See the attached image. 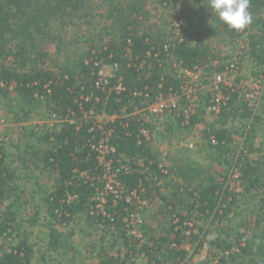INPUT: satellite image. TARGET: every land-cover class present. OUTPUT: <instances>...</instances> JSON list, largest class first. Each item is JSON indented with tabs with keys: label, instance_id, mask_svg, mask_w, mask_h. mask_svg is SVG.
Here are the masks:
<instances>
[{
	"label": "trees",
	"instance_id": "obj_1",
	"mask_svg": "<svg viewBox=\"0 0 264 264\" xmlns=\"http://www.w3.org/2000/svg\"><path fill=\"white\" fill-rule=\"evenodd\" d=\"M178 1L158 0L156 4L167 9ZM184 2L166 33L155 25H147L151 15L148 0H110L106 3L108 10L101 13L98 10L103 6H95V0H0V102L14 92L34 107L46 105L60 121L58 128L39 139L45 147L32 146L35 149L31 158H21L25 169H30L28 164L35 158L33 164L40 167L41 163V168L54 176L53 186L42 195V207L50 220L48 250L60 253L65 247L63 231L82 217L92 231L119 233L124 238V255L108 257L102 253L100 257H106L98 264H137L136 258L141 255L145 264L171 261L181 264L178 258L190 254L184 243L196 244L193 254L201 253L208 244L214 258H218L213 264H264V207L238 226H229L241 214L240 197L264 188V157L252 160L250 149L242 150L232 162L227 160L233 152V138L224 126L252 117L243 97L233 94L222 114L205 131L211 154L219 162L223 157L224 163L231 166L221 179L206 174L202 166L194 167L193 163L185 165L186 171L177 165L162 166L152 147L153 138L148 140L141 134L143 127L152 134L156 127L131 115L137 107L144 106L147 94L169 98L180 92L182 81L175 73L180 65L192 70L210 69L215 60L218 61L215 66L222 71L225 59L212 55L205 44L209 38L228 36L233 40L247 34L248 47L242 52L264 67V0H249L252 22L242 31L229 30L212 15L207 9L208 0ZM98 19L111 39L105 42L101 39L104 42L101 45L92 43L83 47L66 60L67 64L58 66V71L46 65L49 53L45 42L56 40L59 53L66 40L59 34L53 35L54 29L75 27L77 22L95 28ZM176 22H182L184 31L199 30L196 45H191L187 36L183 41L176 39ZM96 63L119 65L117 76L109 79L108 92L95 85ZM168 63L173 65V71L165 74L163 70ZM119 78L125 86L120 95L114 90ZM187 103L185 99L182 101L183 106ZM91 111L116 118L106 121L102 130L91 118ZM31 114L32 110L24 113L27 119ZM201 114L195 113L188 120L181 114L174 118L177 124L169 129L175 130L177 126L190 129L203 122ZM109 132V145L116 150L109 159L119 171L118 182L125 189L137 190L145 200L164 202L171 217L164 236L143 241L129 234L126 219L135 206L125 200L116 203L109 195L106 214L97 209L105 186V168L100 164L96 146ZM7 158L0 137V264H35V250L25 232V221L13 209L22 196L17 182L22 178ZM37 221L36 217L31 224L36 225ZM172 245L181 248L173 249Z\"/></svg>",
	"mask_w": 264,
	"mask_h": 264
},
{
	"label": "rangeland",
	"instance_id": "obj_2",
	"mask_svg": "<svg viewBox=\"0 0 264 264\" xmlns=\"http://www.w3.org/2000/svg\"><path fill=\"white\" fill-rule=\"evenodd\" d=\"M109 1L95 0L94 5L103 6L98 11L100 13L105 12L108 10L106 3L108 4ZM157 1L148 0V9L151 15L147 21V25H155L163 29L166 33H169L171 30L170 23L178 17L182 9V3L185 0H179L177 4H173L167 9L159 8L156 4ZM99 20H96L97 24H95V28L77 22L78 24L75 27L54 29L52 31L53 35L59 34L65 37L66 40L62 47L63 50L59 53L55 42L56 40L53 42L47 40L45 42L49 53L46 65L58 71V66L62 67L67 64L66 60L73 57L76 53L81 52L83 47L88 48L92 43L101 45L111 39L109 36L110 33L103 31V26L99 24ZM197 33H199V30L191 28L189 31L178 32V35L182 36L183 39L184 36H187L190 44L196 45ZM247 42L248 36L247 34H243L233 40L228 36L209 38L205 44L209 45V50L212 52V55L215 54L224 58V61H227L234 59L242 50L247 48ZM212 63L210 69L208 67L203 69L204 74L209 77L220 72L217 69L218 67L215 66V60ZM252 63L255 62L249 55H246L244 73H249L254 70L255 66ZM7 64L10 65L12 63ZM172 71L173 65L168 63L163 73L168 74L172 73ZM114 73L112 68H107L108 75H113ZM241 73H243V70ZM241 77H237L236 79L239 80ZM244 78L249 79L246 75H244ZM263 97L264 95L260 101H262ZM210 98V90L207 87L202 88L198 94V100L195 103V113L201 114L210 101ZM260 103L261 105H258V111L249 107L252 110V114L255 115L253 116L254 120H256L257 114L259 115L264 111V99ZM31 110L32 114L27 119L24 113ZM254 110L256 114H254ZM54 116L55 112L46 105L38 104V106L34 107L23 102L14 92H11L7 99H1L0 102V137L6 147L8 155L7 162L17 170L18 175L22 178L21 181H17L21 185L20 195L22 196L16 201L13 209L17 212L18 218L25 221V232L29 236V241L35 250L34 263L98 264L101 259L106 257V255L100 257L103 255L102 253L107 254L108 257L122 256L126 248L123 244L124 238L119 233L114 235L101 230L92 231V229H89L85 225L81 219L82 217L74 222V226L63 231L62 238L64 239L65 247L61 248L60 253L47 249L46 241L48 240L47 234L49 232L48 225L50 220L42 207V195L45 193L44 190L51 189L53 186L54 176L49 170L46 171L44 168H41V163L39 164L40 167L33 164L36 162L35 158H33V162L30 161L28 164L30 169H25L21 158L29 159L35 148L45 147V144H40L39 139L44 137L46 133H50L58 128L57 120ZM174 118L176 117L171 115L155 117L148 114L146 116L147 123L156 127L152 134L154 137L152 147L158 154L161 165L168 168H174L177 165L186 171L187 168L185 165L193 163L194 167L202 166L207 171L206 174H214L219 179L223 178V175L227 174V170L229 167L231 169V166L224 163L223 157L220 160L221 162L216 160V156L211 154L212 151L207 146L205 138L206 129L209 125L215 123V119L213 117H207L202 112L200 118L203 119V122H200L190 129L177 126L175 130H171L169 129L170 125L177 124ZM261 118L263 119L261 125L258 121H255L256 123L254 124L252 117H250L246 121L240 119L233 120L224 126V128L232 132L233 138V152L227 158L228 161L230 160L232 162L233 157L237 156L242 150L248 152L250 149L252 151L250 154L251 159L264 157V113ZM23 127H27V129L23 130ZM191 145L193 148H190ZM32 146L35 148H32ZM189 167L191 168V166ZM231 184L235 185L234 182ZM164 189L162 188L163 191ZM166 190L169 189L166 188ZM252 193L240 197L241 201L239 204L241 208H239V211H241V214L235 222L229 224L230 227L238 226L237 224L239 222L248 219L253 213H259L260 208L262 206L264 207V188L254 190ZM6 205H9V203L7 202ZM136 211L139 218L143 221L142 228L139 227L136 230L141 231L140 233L147 234L143 241H149L150 237H161L167 234L171 217L165 211L164 202L149 199L146 200V204L142 207H136ZM36 217L38 221L36 225H32L31 221ZM225 225H227V222L223 223L224 227ZM215 235V237L218 236L217 234ZM1 241L2 243L5 242L4 240ZM195 245V243L183 244V247L190 254L184 259L181 257L178 258L181 264H213L218 261V258H214L213 251L210 252L208 244L201 253L193 254ZM172 248L180 249L181 247L172 245ZM145 262V257L142 255L136 258L137 264H145ZM167 264L174 263L171 261Z\"/></svg>",
	"mask_w": 264,
	"mask_h": 264
},
{
	"label": "built area",
	"instance_id": "obj_3",
	"mask_svg": "<svg viewBox=\"0 0 264 264\" xmlns=\"http://www.w3.org/2000/svg\"><path fill=\"white\" fill-rule=\"evenodd\" d=\"M175 25L176 29L174 30V33L176 39L183 41L182 36L178 35V32L184 31L183 24L182 22H176ZM166 48L168 49V47ZM245 60L246 55L241 51L234 59L224 61V69L219 73L214 74L212 77L204 74L203 69L201 68L192 70L180 65L176 69V73L178 74L177 77L182 81L180 92L169 98L164 97L163 95L153 98L147 94L143 102L144 106L142 108L137 107L131 115L139 117L140 120L145 121V123H147L146 116L148 114L155 117L165 115L177 117L182 114L188 120L193 114H195V103L198 100V94L200 90L205 87L210 90L211 95L210 101L204 109V114L207 117L217 119L222 114L223 109L228 106L233 94H240L248 106L255 109L264 95V75H260L257 78H242L241 72ZM215 65H218V61H215ZM96 66L97 79L95 85L98 89L108 92L107 89L110 85L109 79L117 76L119 65L117 63L110 65L96 63ZM108 67L112 68L115 72L113 75L107 74ZM237 77H241V79L237 80ZM114 90L119 95L125 91L122 78L118 79V84L115 86ZM138 95H141V93H135V96ZM184 99L188 101L186 106L182 105ZM89 114L91 115V118L95 119V122L99 124V128L102 130H104L103 127L106 121L114 120L116 118V116L107 118L106 115H96L97 113L93 111ZM84 116L87 118L89 115L86 113ZM141 134L148 140L152 139V133L149 128L143 127ZM110 135L111 132H109L107 137L103 138L98 146H96L100 164L105 168V186L100 195V202L97 205V209L103 214H106L105 204L106 198L109 195L114 197L116 203L125 200L127 203L135 206V209H133L129 218L126 219L127 227H129V233L131 231L130 234L143 240L145 237L144 234L140 233L141 231L139 232V230H136L139 227L142 228L143 224V221L137 214L136 207H142L145 205L146 200L142 198V195H140L137 190L125 189V187L118 182L117 174L119 171L114 169L113 160L109 159V156L116 152L115 148L109 145ZM190 148H193V146L191 145ZM235 177L238 178L239 174L236 173Z\"/></svg>",
	"mask_w": 264,
	"mask_h": 264
},
{
	"label": "clouds",
	"instance_id": "obj_4",
	"mask_svg": "<svg viewBox=\"0 0 264 264\" xmlns=\"http://www.w3.org/2000/svg\"><path fill=\"white\" fill-rule=\"evenodd\" d=\"M207 9L231 31H242L252 22L249 0H208Z\"/></svg>",
	"mask_w": 264,
	"mask_h": 264
},
{
	"label": "crops",
	"instance_id": "obj_5",
	"mask_svg": "<svg viewBox=\"0 0 264 264\" xmlns=\"http://www.w3.org/2000/svg\"><path fill=\"white\" fill-rule=\"evenodd\" d=\"M252 65H254L255 66V68H254V70H252L251 72H247V73H244V69H245V65L243 66V73H242V78H244V75H246V77H248V78H257V77H259L260 75H264V67H261V66H258V65H256V63H252ZM263 99H264V97H263ZM263 99H262V101H263ZM262 101H260V102H262ZM259 102V106L261 105V103ZM258 105L256 106V108H255V110L256 111H258ZM254 110V111H255ZM256 111L254 112V114H256ZM263 113H264V111H262V113H260L259 115H260V117H259V115L257 114V118H255L256 120H254L253 118V116H255V115H253L252 114V119H253V122H254V124L256 123L255 121H258V123L261 125L262 124V122H263V119L261 118V117H263ZM153 140H154V137H153ZM261 159V157H258V158H255V159H252V160H254V161H259ZM126 252V251H125ZM124 252V253H125ZM124 255V254H123ZM122 255V256H123ZM122 256H120V257H122Z\"/></svg>",
	"mask_w": 264,
	"mask_h": 264
}]
</instances>
